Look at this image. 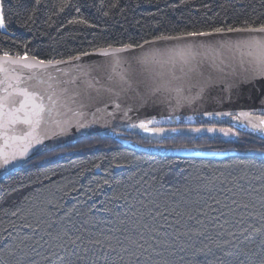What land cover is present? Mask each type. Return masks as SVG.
Wrapping results in <instances>:
<instances>
[{"label": "trees", "instance_id": "1", "mask_svg": "<svg viewBox=\"0 0 264 264\" xmlns=\"http://www.w3.org/2000/svg\"><path fill=\"white\" fill-rule=\"evenodd\" d=\"M0 4V55L46 62L264 23V0ZM166 120L149 134L116 132L167 155L94 135L1 180L0 264H264V237L253 231L264 223V141L227 125L237 117ZM221 128L235 137L211 131Z\"/></svg>", "mask_w": 264, "mask_h": 264}, {"label": "water", "instance_id": "2", "mask_svg": "<svg viewBox=\"0 0 264 264\" xmlns=\"http://www.w3.org/2000/svg\"><path fill=\"white\" fill-rule=\"evenodd\" d=\"M209 33L43 64L0 55V181L60 145L94 135L167 155L116 132L165 118L237 117L228 123L264 141V50L256 45L264 33ZM34 105L39 115L26 117Z\"/></svg>", "mask_w": 264, "mask_h": 264}, {"label": "snow or ice", "instance_id": "3", "mask_svg": "<svg viewBox=\"0 0 264 264\" xmlns=\"http://www.w3.org/2000/svg\"><path fill=\"white\" fill-rule=\"evenodd\" d=\"M36 3L38 4L39 3V0H36ZM73 22H77V21H73ZM82 22V21H80ZM247 23V22H246ZM0 30H7V23H6V19H5V13H4V8H3V4H0ZM215 32L219 33V32H223L224 29L222 28H217L214 30ZM228 32H233V31H246V32H259V33H264V23H261L259 26L257 27H253L251 25L247 26V27H243V28H228L227 29ZM212 33H209V32H188L186 34H181V35H178V36H160V37H157V39H161V40H177V39H183L185 38V35L186 36H189V37H192V36H206V35H210ZM256 45L259 49L261 50H264V41H257L256 42ZM126 47L130 48L132 47L131 45H127ZM120 50H123V49H120ZM4 56L5 57H8V53L5 52L4 53ZM21 59H26V56L25 57H21ZM264 62V61H262ZM41 64L44 63V61H40ZM28 65H25V67H27ZM23 95L27 96L28 94L25 92V93H22ZM23 107V105H22ZM36 107L37 106H33V113L29 114V113H26V117L29 116V115H39V112L36 111ZM11 115V114H10ZM25 123H28L30 122L29 119H25L24 120ZM261 123H264V121H261ZM140 127L144 128L146 127L145 124H141ZM9 162V158L8 157H4V160H3V163L4 164H7ZM253 231L264 237V223L261 224L260 227L256 228V227H253Z\"/></svg>", "mask_w": 264, "mask_h": 264}, {"label": "rangeland", "instance_id": "4", "mask_svg": "<svg viewBox=\"0 0 264 264\" xmlns=\"http://www.w3.org/2000/svg\"><path fill=\"white\" fill-rule=\"evenodd\" d=\"M174 119H177V118H165L166 121H164L163 123L172 122ZM145 123H147V122H145ZM145 125H146L145 128L147 129L148 132H150L149 130L154 129L152 126H150V124H145ZM227 125H230V124L227 122ZM169 127H173V125H170ZM232 128H234V127H232ZM166 131L170 132L168 129H166ZM211 131H213L212 133L218 134V135H222V136L226 137L227 139H231V138L235 137V135H236V133L233 130L229 129V128H221L220 130L219 129H214V130H211ZM151 133H152V131H151Z\"/></svg>", "mask_w": 264, "mask_h": 264}, {"label": "flooded vegetation", "instance_id": "5", "mask_svg": "<svg viewBox=\"0 0 264 264\" xmlns=\"http://www.w3.org/2000/svg\"><path fill=\"white\" fill-rule=\"evenodd\" d=\"M258 116V115H257ZM259 116H261V117H264V114H261V115H259ZM253 118H255V116L253 117ZM238 119V118H237ZM161 120H165V119H160V120H152V121H148L147 123H139V124H134V125H130V126H127V127H123V131H132V132H135V133H138V131H137V128H140V130L142 131V133L143 134H149V132L147 131V129L146 128H142V127H140V125L141 124H150V126H152V127H154V126H156L157 124L155 123L156 121H161ZM238 121H239V119H238ZM124 136L126 137V136H128L127 134H125L124 133ZM132 137H139L140 135H138V134H133V135H131Z\"/></svg>", "mask_w": 264, "mask_h": 264}]
</instances>
